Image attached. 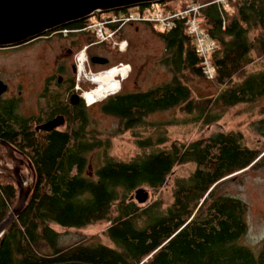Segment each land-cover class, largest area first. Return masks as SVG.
Listing matches in <instances>:
<instances>
[{"label":"trees","instance_id":"trees-1","mask_svg":"<svg viewBox=\"0 0 264 264\" xmlns=\"http://www.w3.org/2000/svg\"><path fill=\"white\" fill-rule=\"evenodd\" d=\"M213 1L164 0L159 5L172 12L189 3L201 4V27L215 43L209 56L214 78L207 79L202 72L185 18L176 19L170 29L150 24L163 42L158 60L171 75L146 89H121L100 101V110L118 119L114 133L133 130L148 114L174 107L188 116L187 121L203 126L215 122L225 108L264 97V69L245 71L253 54L264 58V0ZM101 14L97 11L95 18ZM91 20L87 16L64 25ZM187 74L215 83L217 93L194 97L185 82ZM88 110L87 106L85 113H67L62 128L30 133L1 119L0 136L12 133L33 170L23 174L32 179L24 206L0 235V264H264V237L257 252L238 243L247 231L246 202L221 191L241 172H264V146L247 145L240 130L215 129L205 137L172 141L167 147L157 146L165 136L147 135L135 139L141 152L120 159L108 154L112 134L102 139L87 128ZM259 111L251 125L264 139V103ZM100 149L104 159L91 167V155ZM187 162L194 164L188 174L172 176L174 166ZM169 178L168 203L160 198L139 203L132 196L142 185L155 192ZM17 201L16 184L0 174V222ZM96 223L106 224L104 234L111 244L83 239L62 243L54 227Z\"/></svg>","mask_w":264,"mask_h":264},{"label":"rangeland","instance_id":"rangeland-1","mask_svg":"<svg viewBox=\"0 0 264 264\" xmlns=\"http://www.w3.org/2000/svg\"><path fill=\"white\" fill-rule=\"evenodd\" d=\"M149 4L154 8H160L159 2H152ZM135 9L136 8H133L131 10ZM143 23L147 24V29L140 30V32H138L139 34L131 43L129 42L127 49H125L126 46L124 49H120L119 44L124 38L130 41L132 31H135L129 27V23L124 25L122 39L112 43L110 41V35H107L105 38L108 41L109 47H116L117 51L111 53L103 45H93L89 50L97 53L101 51L100 53L110 58L109 63L103 66L106 70L119 62L127 63L131 66L129 76L122 80L124 90L146 89L152 85L168 80L171 75L169 70L158 60L163 52V42L153 32L150 26L151 23ZM152 25L156 28H160L158 25ZM15 51L16 49L14 48L5 49L0 47V55H7ZM253 56V61L247 65L245 71L249 72L264 69V58L257 57L255 54H253ZM87 69L89 70L90 68L87 67ZM91 69L94 72L98 68L91 65ZM3 74L4 73L0 72V78ZM238 79V77H234V80ZM185 82L190 86L192 95L196 98L214 95L219 89V86L215 83L193 74H187ZM104 98L88 104L89 124L87 128L96 131L97 136L102 139H105L107 134H112L108 136L110 145L108 154L120 159H128L141 152L135 139L137 136L144 137L147 135L153 137L159 135L165 136L166 141L157 146L167 147L172 141L187 142L194 138L205 137L215 129L240 130L243 134L244 143L252 147L260 148L264 146V139L251 125L252 121L261 115L259 105L264 103V97L252 104L239 103L221 110L219 112L221 114L220 117L211 124L202 126L200 121H187L188 116L178 107H174L150 113L146 116V121L143 125L121 133H114L118 124V119L112 115L103 113L99 108L100 101ZM91 158V167H96L101 164L104 159L101 149L94 155H91ZM193 167L194 164L192 162L178 164L174 166L172 176L186 175ZM25 180V187L29 188L30 179L28 178ZM168 180L169 181L165 185L155 192L145 185H142L148 194L146 202L154 198H160L164 203H168L171 200L172 178ZM221 191L239 197L246 202L247 211L245 219L247 231L239 238L238 243L246 245L257 252L264 237V172L261 169L241 172L234 180L225 182L221 186ZM105 226V223L90 224L82 228H64L54 225L55 229L60 232V242L62 243L70 244L83 239L86 242L102 241L111 244V241L104 234Z\"/></svg>","mask_w":264,"mask_h":264},{"label":"flooded vegetation","instance_id":"flooded-vegetation-1","mask_svg":"<svg viewBox=\"0 0 264 264\" xmlns=\"http://www.w3.org/2000/svg\"><path fill=\"white\" fill-rule=\"evenodd\" d=\"M127 8L102 11L100 18H95V14L97 15L95 11L88 16L93 20L84 25L79 23L60 25L26 41L0 46L5 49H16L13 53L0 55V72L4 73L0 80L6 85L5 90L0 94V122L1 119H5L4 124L15 122L19 130L30 133L31 129L49 130L64 127L67 123V113L70 111L85 113L89 103L84 93L93 88L95 83L93 84L86 77L77 76L76 55L83 49L87 59L86 68L91 69L93 65L98 68L94 72L104 71L103 66L109 63L110 58L100 53L101 51H98L99 53L89 51L90 47L103 45L109 52L114 53L111 48L113 46L109 47L106 39L96 35V28L88 26L101 18L120 17ZM133 8L137 9L138 5L129 6V9ZM127 23L135 31H132L130 41L123 39L126 41L125 49L140 30L147 29V24L128 21L104 26L106 29L116 27L110 37L113 43L122 39V30ZM94 56L106 58V61H93ZM121 89H123L122 83ZM54 117H59V121L52 128L43 127L48 126L47 122ZM0 139L8 143L7 147L0 143V155L12 168L18 169L26 184L23 174H31L33 170L25 158L26 154L19 148L11 132L4 131ZM13 155L15 158L11 157ZM6 168L3 160L0 159V174L9 177L17 186L15 179L6 174L10 173ZM29 179L31 186L32 179Z\"/></svg>","mask_w":264,"mask_h":264},{"label":"water","instance_id":"water-1","mask_svg":"<svg viewBox=\"0 0 264 264\" xmlns=\"http://www.w3.org/2000/svg\"><path fill=\"white\" fill-rule=\"evenodd\" d=\"M164 0H0V46L17 44L35 37L47 30L60 25L83 19L95 11H108L145 3H158ZM93 61L105 62L106 58L92 57ZM6 85L0 80V94ZM59 121L54 117L47 123V128H52ZM0 143L8 146V143L0 139ZM13 154V153H12ZM15 158L14 155L11 156ZM10 173H6L15 179L18 188V201L7 216L0 222V235L13 222L24 206L30 186L25 187L18 169L7 164ZM144 187L135 189L133 197L139 203L147 201V192ZM54 264H91L86 262H64Z\"/></svg>","mask_w":264,"mask_h":264},{"label":"built area","instance_id":"built-area-1","mask_svg":"<svg viewBox=\"0 0 264 264\" xmlns=\"http://www.w3.org/2000/svg\"><path fill=\"white\" fill-rule=\"evenodd\" d=\"M213 2L220 4V3H225L226 0H214ZM200 7L201 4L189 3L184 9H178L172 12H166L161 10L160 8H154L151 4L145 6L141 10L138 8L135 10H131L128 7L127 10L122 12L120 17L112 16L108 18H101L91 23L88 27L94 29L96 28L95 29L96 35H98L101 39H105L107 35L111 36L113 32L116 30V27H111L110 29L108 28L106 29L104 27L106 25H110L114 23L121 24L128 21L147 22L158 25L160 29L164 30L173 27L175 25L176 19L185 18L184 22L185 25L187 26L188 32L193 36V44L195 51L201 57L202 72L207 79H213L216 70L209 56L214 49L215 43L209 37L208 33L201 27L200 18L198 15ZM222 28H224V23L222 24ZM119 46L120 49H124V47L126 46V41L123 40L122 42H120ZM86 61L87 59L86 56L84 55V50L82 49L76 55V59H75V63L77 67V76L86 77L90 82L95 83L92 79L93 74L100 73L103 71L93 72L91 69L88 70L85 66ZM122 66H123V62H119L115 65H112L111 67H118L121 69ZM104 71H106V69ZM129 71H127L126 75H123L121 73L118 74L116 78L119 79L120 83L112 93L120 90L122 80L127 76Z\"/></svg>","mask_w":264,"mask_h":264},{"label":"bare ground","instance_id":"bare-ground-1","mask_svg":"<svg viewBox=\"0 0 264 264\" xmlns=\"http://www.w3.org/2000/svg\"><path fill=\"white\" fill-rule=\"evenodd\" d=\"M130 68L131 66L129 64L123 63L121 69L118 67H110L106 71L93 74L92 79L95 82V86L85 92L89 93H84L88 102H96L97 100H100V98L102 99V97L104 98L105 96L111 94L120 83L119 79L116 78L118 74L123 73V75H126Z\"/></svg>","mask_w":264,"mask_h":264}]
</instances>
